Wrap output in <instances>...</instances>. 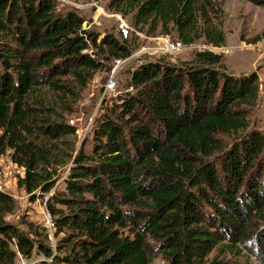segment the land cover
<instances>
[{
  "label": "trees",
  "instance_id": "obj_1",
  "mask_svg": "<svg viewBox=\"0 0 264 264\" xmlns=\"http://www.w3.org/2000/svg\"><path fill=\"white\" fill-rule=\"evenodd\" d=\"M108 9L147 36L226 45L216 0H110ZM84 22L55 0H0V158L23 170L17 187L31 202L49 195L54 239L25 217L8 221L19 206L0 191V264H17V252L45 264H264L257 73L234 76L208 50L181 64L143 62L87 149L66 115L107 62L132 50L112 33L99 41Z\"/></svg>",
  "mask_w": 264,
  "mask_h": 264
},
{
  "label": "rangeland",
  "instance_id": "obj_2",
  "mask_svg": "<svg viewBox=\"0 0 264 264\" xmlns=\"http://www.w3.org/2000/svg\"><path fill=\"white\" fill-rule=\"evenodd\" d=\"M224 10L223 29L226 33V45L216 48L206 45L202 40L183 46L175 54L164 53L165 40L168 43L180 44L173 35L147 36L139 28L132 27L131 17H123L108 9L110 0H57L60 12L77 11L84 19L83 27L93 29L102 34L112 33L121 41H127L132 55L123 61L114 73L117 83L115 91L107 90L106 85L114 69V61L106 63V68L98 72L87 88L82 92L81 98L74 105L73 112L66 115V120L74 126L75 139L78 146L85 143L86 148L91 147L92 131L97 119L106 109L112 106L119 93L127 91V80L130 72L143 62L163 59L166 62L181 64L193 59L196 52L213 51L224 56V65L228 73L234 76L257 73L260 83V102L254 112V122L258 125L264 123V38L257 43H249L251 39L264 32V7L255 5L248 0H216ZM0 168L4 172L6 192L11 194L18 203L19 210L15 215L8 216V221L19 223L22 217L27 221L44 226L51 232V218L46 209V200L39 199L31 202L24 190L17 187L18 177L23 170L13 165L8 156L0 158ZM60 187L63 183H59ZM25 229L24 226H21ZM32 261H47L51 259L41 256L32 257ZM17 264L19 262L17 261Z\"/></svg>",
  "mask_w": 264,
  "mask_h": 264
},
{
  "label": "built area",
  "instance_id": "obj_3",
  "mask_svg": "<svg viewBox=\"0 0 264 264\" xmlns=\"http://www.w3.org/2000/svg\"><path fill=\"white\" fill-rule=\"evenodd\" d=\"M55 1H57V0H55ZM164 44H165V49H164L163 52L164 53H168V54H175V53L179 52L182 49V47L184 46V44H181V43L180 44L168 43L166 40H165ZM126 60H121V59L114 60L115 66H114V69L112 70L111 77L108 79V82H107V85H106L107 90L115 91L117 89V83H116V80H115V77H114V73L116 72V68L123 61H126ZM5 183H6V181H5L4 172L0 168V191L6 193V189H5L6 188V184ZM48 215L50 216V214H48ZM51 226L53 227L52 219H51ZM17 255H18V260L17 261L19 262V264H45L47 262V261H40V262L39 261H32L31 260L32 258H30V259L25 258L19 252H17Z\"/></svg>",
  "mask_w": 264,
  "mask_h": 264
}]
</instances>
